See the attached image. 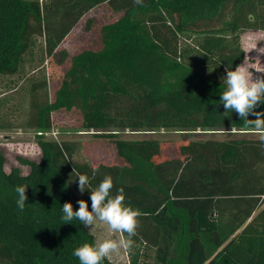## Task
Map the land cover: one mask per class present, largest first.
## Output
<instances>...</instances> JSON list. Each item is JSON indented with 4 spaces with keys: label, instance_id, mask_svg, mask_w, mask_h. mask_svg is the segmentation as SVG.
I'll use <instances>...</instances> for the list:
<instances>
[{
    "label": "trees",
    "instance_id": "1",
    "mask_svg": "<svg viewBox=\"0 0 264 264\" xmlns=\"http://www.w3.org/2000/svg\"><path fill=\"white\" fill-rule=\"evenodd\" d=\"M103 4L116 17L93 43L73 53L61 48ZM85 21L91 30L94 20ZM248 29L264 30V0H0V77L22 69L34 34L45 35L48 56L68 64L53 99L40 95L47 79L31 88L29 126L41 159L19 156L29 172H7L0 152V264H80L74 251L97 239L78 220L65 224L62 208L70 202L78 210L81 174L89 177V211L90 190L110 175L112 194L123 188L125 204L140 212L129 264H141L149 249L155 264H264V140L186 137L155 161L159 141L119 136L126 129L257 131L220 103L227 69L245 59L240 38ZM62 110H78L79 130L109 139L118 160L93 163L79 157L83 143L38 134ZM23 185L21 211L15 189Z\"/></svg>",
    "mask_w": 264,
    "mask_h": 264
},
{
    "label": "rangeland",
    "instance_id": "2",
    "mask_svg": "<svg viewBox=\"0 0 264 264\" xmlns=\"http://www.w3.org/2000/svg\"><path fill=\"white\" fill-rule=\"evenodd\" d=\"M42 1V0H41ZM94 20L91 30H85L86 18ZM113 14L108 5L103 4L95 8L83 18L73 32L64 40L61 48H66L71 53L89 46L100 25L107 21L114 20ZM241 45L245 51V59L240 66L246 67L254 79L264 77V30L248 29L242 32ZM61 55L48 56L46 53V42L44 34H34L32 37V55L24 57L22 69L14 75L0 77V152L6 161L4 169L10 172L14 166L20 167L23 174L29 172L30 167L18 161V157H26L39 161L41 159V148L38 144V135L34 127L29 126L31 88L34 83L47 79L48 87L40 90L41 97L49 96L53 99L55 92L63 78L67 63L60 61ZM81 114L78 110L58 111L53 113L54 127L49 131H56L57 134L44 135L48 140H74L83 143V150L79 157L88 159L90 162H114L118 160L113 143L109 139L95 137L93 130H79ZM212 131L205 133L199 129L196 131L158 129L153 131L126 129L119 133L122 138L133 139L141 142L147 139H155L160 143L161 153L154 154V160L165 159L166 153L171 154L178 150V147L185 142L186 137L192 138H232L248 137L261 138L264 133L258 131ZM78 201L84 200V193L76 190ZM89 229V228H88ZM90 230V229H89ZM94 233L97 241L106 238H117L118 234L109 233L107 226L97 224ZM131 250H121L113 254L111 260L119 264H129ZM149 257L143 259L141 264H155L154 250L149 249Z\"/></svg>",
    "mask_w": 264,
    "mask_h": 264
},
{
    "label": "clouds",
    "instance_id": "3",
    "mask_svg": "<svg viewBox=\"0 0 264 264\" xmlns=\"http://www.w3.org/2000/svg\"><path fill=\"white\" fill-rule=\"evenodd\" d=\"M134 4L140 5L143 0H133ZM264 51V50H262ZM226 84V90L222 93L220 103L223 104L226 112H235L245 125L253 127L258 132L264 133V112L256 109L264 104V77L254 79L246 67L238 66L235 70L227 69L226 76L222 78ZM256 119H249V116ZM264 140V135L261 136ZM78 189L83 194L86 186L89 185V177L81 174L78 176ZM29 186H17L15 191L18 199L17 207L23 211L28 200L26 191ZM113 178L109 175L95 190H90L92 202L89 211L88 202L81 199L77 201L79 208L74 211L72 203L63 204V217L65 224L78 220L80 224L96 230L97 224L106 225L109 233L118 234L117 238H106L96 243H85L77 248L73 255L80 264H101L104 259H111L113 254H118L122 249H131L134 245L133 237L137 235L139 226L138 210L125 204L124 189L121 188L113 195Z\"/></svg>",
    "mask_w": 264,
    "mask_h": 264
},
{
    "label": "built area",
    "instance_id": "4",
    "mask_svg": "<svg viewBox=\"0 0 264 264\" xmlns=\"http://www.w3.org/2000/svg\"><path fill=\"white\" fill-rule=\"evenodd\" d=\"M54 134L56 135L57 132L56 131H39L38 134H41V135H49V134Z\"/></svg>",
    "mask_w": 264,
    "mask_h": 264
}]
</instances>
